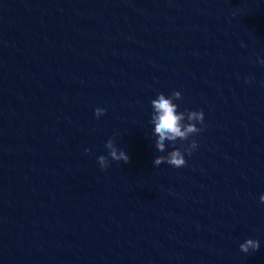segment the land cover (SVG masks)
<instances>
[{"label":"water","instance_id":"1","mask_svg":"<svg viewBox=\"0 0 264 264\" xmlns=\"http://www.w3.org/2000/svg\"><path fill=\"white\" fill-rule=\"evenodd\" d=\"M258 60L264 0H0V264H264ZM173 91L204 115L179 169L152 163L188 144L154 147Z\"/></svg>","mask_w":264,"mask_h":264},{"label":"clouds","instance_id":"2","mask_svg":"<svg viewBox=\"0 0 264 264\" xmlns=\"http://www.w3.org/2000/svg\"><path fill=\"white\" fill-rule=\"evenodd\" d=\"M257 62L264 64V60H258ZM248 82V80L245 81V83ZM181 99V93L173 91L167 97L163 93L157 94L156 98L151 101L152 114L149 123L153 126L152 132L156 151L160 153L165 152L166 142L170 145H174L177 140L182 144L188 141L187 147H185L183 151L176 148L168 152L166 156H156L152 161L153 166L166 164L175 169L185 167V156H191L192 152L198 147L197 142L195 140H189V137L195 136L203 131V127L196 126H203V112L188 110L178 112V106L173 103V101ZM105 114L104 109L96 108L94 110V116L97 119ZM105 148L108 151V157L100 156L97 159V163L101 170H106L109 167V159L113 162H122L123 164H128L130 162L129 156L125 151H118L116 147H114L113 139H109L106 142ZM89 153L90 150L85 149V154ZM259 203L264 204V194L259 196ZM259 247L260 242L258 240L249 238L239 245V252L250 254L258 251Z\"/></svg>","mask_w":264,"mask_h":264}]
</instances>
